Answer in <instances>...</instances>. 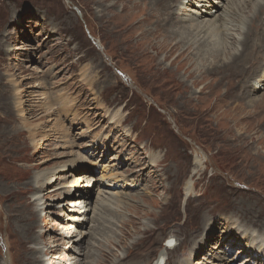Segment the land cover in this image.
Here are the masks:
<instances>
[{
	"label": "rangeland",
	"instance_id": "1",
	"mask_svg": "<svg viewBox=\"0 0 264 264\" xmlns=\"http://www.w3.org/2000/svg\"><path fill=\"white\" fill-rule=\"evenodd\" d=\"M251 2L234 17L243 29ZM110 5L0 0V232L14 264H123L133 250L144 264H264L252 250L264 253V70L246 92L241 72L261 50L244 69L201 74L209 62L167 41L199 20L181 10L161 31L128 32L113 24L121 3ZM218 46L225 61L241 50ZM44 175L39 212L33 180ZM79 176L92 208L99 189L114 200L101 228L94 214L77 228L85 238L66 231L57 208ZM9 259L0 235V264Z\"/></svg>",
	"mask_w": 264,
	"mask_h": 264
},
{
	"label": "bare ground",
	"instance_id": "2",
	"mask_svg": "<svg viewBox=\"0 0 264 264\" xmlns=\"http://www.w3.org/2000/svg\"><path fill=\"white\" fill-rule=\"evenodd\" d=\"M101 1V0H100ZM105 2H110L112 5L108 6L110 7H116L120 3V14L117 16L119 17L118 22L113 24L117 27L123 26L124 31H131L132 29H136L137 26L140 27L141 25H153L152 27H158V30H162L164 26H166L169 22L173 21L175 19V15L179 13L181 10H184L185 15H190V17L186 18L185 20H199L193 23L186 32H173L171 34H168L167 41L170 39H176L177 44H181L182 46V53H188L187 51L190 49H193L195 51V54L198 58H200L202 61H207V66L204 68H200L201 74L206 73H214L221 70L222 68L226 69H235V71H238L239 69H244L247 65V60L250 58L248 56L249 51L255 50L260 51L261 55H259L250 63L248 68L246 67L245 70L241 71L245 73V78L248 83H246V80L244 82V92L250 89L253 90L254 84L257 82L255 79L259 78L258 75L264 70V49L263 47V38H264V0H237L235 4L232 5V2L234 0H223L221 2L215 1V0H177L173 2V0H104ZM227 1L226 5L224 2ZM253 5L251 8L252 15L247 21V24L245 25V28L243 29L242 24H236L234 22V17L236 18V15L238 14V9L241 7H250L249 5ZM178 3H181L178 4ZM198 7V10L195 13L188 14V6H192L194 4ZM177 7V10L175 9ZM173 9V10H172ZM170 10V11H169ZM116 11V10H115ZM136 12V14H135ZM115 13V12H114ZM195 17V18H193ZM110 19V18H109ZM113 21V20H112ZM252 27H258L261 31L257 32ZM126 28V29H125ZM141 29V27H140ZM152 29V28H151ZM120 30V29H118ZM243 30V33L241 34V39L237 37V33L239 31ZM108 31V30H107ZM134 31V30H133ZM132 31V32H133ZM135 33V32H134ZM153 33V32H152ZM155 33V32H154ZM158 33V32H157ZM125 35V34H124ZM129 35V34H128ZM144 36V35H143ZM166 36V35H165ZM164 36V37H165ZM118 38V37H117ZM125 38V37H124ZM128 38V37H127ZM126 38V39H127ZM121 39V38H120ZM123 39V38H122ZM166 39V37H165ZM125 40V39H124ZM260 40V42H259ZM172 41V40H170ZM225 44L226 47H230L232 45L241 47V50L236 52L229 61L224 60V49L216 48L217 45H223ZM235 41V42H233ZM166 42V41H164ZM163 44L165 45L166 49L167 46H169L167 43L170 44V42H166ZM174 43V42H172ZM173 46L172 44H170ZM176 45V44H175ZM129 46V45H128ZM155 47V46H154ZM151 48V47H150ZM160 48V47H159ZM171 49V48H170ZM156 51V50H155ZM157 55V54H156ZM223 55V56H222ZM183 56V55H182ZM185 56H187L185 54ZM260 57V60H257L258 57ZM248 70V71H247ZM233 71V70H232ZM246 71V72H245ZM239 72L238 74H240ZM222 74V73H221ZM235 74V73H233ZM264 75V74H263ZM244 81V79L240 82V84ZM246 83V84H245ZM251 86V87H250ZM242 91V89H241ZM262 90L257 89V93ZM242 91V93H244ZM255 93V92H254ZM196 155H199L201 157L202 154L198 153ZM203 166H207L208 161H206L202 157ZM207 170V168L205 167ZM66 169L60 170L61 172H64ZM80 171H85V169L79 168ZM59 171V172H60ZM74 173V172H73ZM56 174V173H55ZM68 176L70 173L67 174ZM88 175V174H86ZM47 175L44 176H38L36 177L34 181V185L36 188V191H34V201L36 203V208L39 212H43V197L40 195V191L44 188L45 183L47 181L46 178ZM193 177V172L191 174ZM189 178L188 182L192 183V186L194 188V183L192 178ZM77 180H74L72 185H74V192L72 194L73 197H69L65 202L61 203L60 205H57V208L62 209L61 212H63L64 215H60L59 217H64L67 219L66 227L69 231L72 230L74 236L77 234L82 235L83 238H85L86 233L78 232L77 228H84L87 229L88 225L90 224L91 215L94 214V222L96 223V227L101 228L102 224H105L107 222V218L105 216V212L109 210V207H112L114 204V200L112 199L113 192L111 190H100L99 189V195L98 197H103V199H97V202L95 203V207L92 208V204L90 203V197L92 196L89 194L88 197H86V193H84L85 190L83 188L87 186V184L90 183L89 178L87 176L82 177L79 176ZM58 177L54 176L48 184H52V188H55L53 191L50 189L49 191H58V194L60 196L64 195L66 191L64 190V186H62L63 189L59 190V183ZM47 184V185H48ZM106 187V186H105ZM187 195L186 197L191 196L192 192L190 194L189 191H191L190 187L187 186ZM51 192V193H52ZM88 192V190H87ZM48 193V191L46 192ZM66 196V195H65ZM107 196V197H106ZM68 197V195H67ZM72 199V200H70ZM65 203V204H64ZM67 205V206H66ZM79 206H83V214L79 218H74L75 213L77 212V208ZM67 207V208H66ZM66 208V210H65ZM69 218V219H68ZM71 218V219H70ZM73 220L77 221L75 226H69L70 223H73ZM82 223H81V222ZM125 222H127L125 220ZM86 223V224H85ZM124 223V222H123ZM79 229V230H80ZM123 230L122 236H124L126 233H124V227H122ZM1 238L4 240L5 245L7 246V251L9 255V261H6V264H14L13 259V253L10 251L9 242L6 239V234H1ZM98 233L94 234V239L97 238ZM72 237L71 235H69ZM125 238V236H124ZM123 238V239H124ZM72 242V241H71ZM71 242H68V246L66 248H70L72 246ZM119 244H123L121 237L118 241ZM139 242L134 243L133 245L138 244ZM170 245V244H169ZM171 246V245H170ZM169 247V246H168ZM260 247L264 248V244H262ZM6 248V247H5ZM252 250L256 253L254 256L264 258V253L259 252L257 249L252 247ZM93 252V251H92ZM127 254L124 257H120L118 259V262L123 259V264H144V263H135L133 262L134 259L138 258L139 260H145L147 257L146 254L142 253L139 250L136 251H128ZM125 254V253H124ZM4 256V254H1ZM130 257V258H128ZM148 258V257H147ZM129 262V263H128ZM157 262V261H156ZM4 264V263H2ZM160 264V263H158Z\"/></svg>",
	"mask_w": 264,
	"mask_h": 264
}]
</instances>
